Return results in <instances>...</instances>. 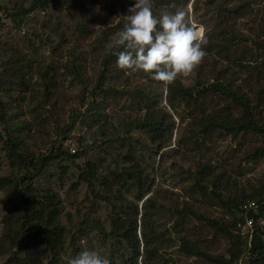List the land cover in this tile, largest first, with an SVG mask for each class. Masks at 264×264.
Here are the masks:
<instances>
[{"label":"rangeland","instance_id":"374dc122","mask_svg":"<svg viewBox=\"0 0 264 264\" xmlns=\"http://www.w3.org/2000/svg\"><path fill=\"white\" fill-rule=\"evenodd\" d=\"M21 1L0 0V77L6 75V71L10 69L8 62L11 59L16 60L20 53L24 56L23 62L19 61L14 65L23 66V80L7 83L12 87L13 94L5 99L9 122L7 127L12 125L13 133L23 136L26 148H30L37 157L50 155L55 146L68 148L73 153V149L78 151L77 138L85 137L88 142L99 140V133L94 135L97 126L102 128L106 125V132L111 134L112 123L119 125L125 115L133 118L139 115V100L134 96L139 97L140 92L148 93L151 89L162 92V105L169 109L176 121L172 142L165 151L168 155L162 162L159 156L151 158L148 153L142 154L151 172H156V187L159 185L162 188L159 204H164L169 210L154 222L157 227L158 224L161 225L159 232H164V240L167 241L158 247L159 258L149 261L148 264H206L200 256L186 255L180 250V238L184 235L212 255H226L230 241L223 232L208 226L207 221L194 217L187 218V223L176 228V218L172 217L171 212L174 207H181L184 202H188L202 218L223 224H232L236 217H241L247 204L238 201L240 209L233 208L229 198H237L242 191L247 193L263 178L264 159L249 162L246 155L252 146L263 143L264 137L239 135L234 138L215 132L208 139H200L201 145H198L196 138L188 144L186 138L198 129L194 119L188 117L191 108L186 104H179L175 111L168 106V87L160 85L146 73L118 69L116 60L112 63L106 82L108 93L105 94V100L101 101L105 115L103 118L94 119L96 123L92 129L89 128L85 122L92 120L89 115L92 112L88 111L92 102L91 92L98 83L103 62L111 54L106 45L123 28L127 15L131 14L128 10L134 0H77L74 4L72 0L61 1L53 4L48 12H33L23 22L16 23L18 21L10 17V14L14 13L13 8ZM160 1L155 5L152 0L154 15L159 16L166 10H185L205 30L208 43H217L218 28L226 25L231 30L230 33L237 35L232 48L244 47L249 50L246 61L261 68L260 83L264 85V51L258 50L255 44L258 40H264V0H183L180 6L174 3V6H168L170 8L160 4ZM246 4L249 8L237 14L223 11L224 8L238 10ZM8 8L11 9L10 13ZM81 14L85 15L83 19H88L87 23L96 33L85 41L79 39L74 31L76 23L70 19L72 15L81 20ZM218 56L206 53L189 76H180L176 81L188 87H196L200 82H212L219 72L223 73L225 80L237 78L243 83L244 79L249 78L241 66L228 59L229 64L225 57ZM49 68L51 74L47 75L44 71ZM48 81H51L53 88L51 93L46 89ZM110 88L120 91V95L124 93L125 97L121 98L118 92H113ZM21 95L24 97L23 101L20 100ZM206 105L209 110H216L227 104L224 101L219 103L217 98H207ZM72 123L73 130L70 129ZM93 148L89 156L85 155L77 162L53 161L37 181L40 188L55 191L63 203L61 221L66 228V238L60 264H69L71 259L85 250L94 251L109 261L113 251L111 242L105 240L104 233H98L92 227L95 223H100L107 228L111 209L94 196L96 188L83 181L80 172L88 158L94 160L104 154L112 159L116 152ZM22 152L26 154V149ZM205 163L213 169L210 177L207 176L208 181L211 176H223L220 186L211 188L212 192L223 194L222 201L213 193L203 197L201 188L196 186V176L199 173L206 176L201 171ZM104 164L107 165L106 162ZM21 167L19 162L10 160L5 142L1 140L0 176H20L24 173ZM188 170L193 174L188 173ZM150 195L152 193L148 194ZM10 208V200L0 192V238L3 234L2 218ZM233 229L237 234L245 233L243 223H238ZM121 247L114 253L117 260L122 251L124 252ZM35 251L45 263L51 260L48 246L39 245ZM0 258V264H8L5 256ZM239 264H251V258L246 257Z\"/></svg>","mask_w":264,"mask_h":264},{"label":"trees","instance_id":"16d2710c","mask_svg":"<svg viewBox=\"0 0 264 264\" xmlns=\"http://www.w3.org/2000/svg\"><path fill=\"white\" fill-rule=\"evenodd\" d=\"M61 1L67 0H22L15 5L14 13L10 14V17L16 19L18 21L16 23H21L31 13L48 12L53 4ZM182 1L161 0L160 4L168 7L175 3L176 6H180ZM71 2L74 4L78 1L72 0ZM157 2L158 0H154L155 5H158ZM247 8L249 5L246 4L238 10L224 8L223 11L237 14ZM8 11L10 13L11 9L8 8ZM83 17L85 15L81 14L82 19L79 20L71 15L70 19L76 23L74 31L79 35V39L85 41L96 33L87 23L88 19H83ZM230 31L226 25L218 28V42L211 43L210 41L204 47V51L211 56L217 54L220 58L225 57L226 61L228 59L233 61L234 64L243 68L249 78L244 79L243 83L237 78L225 80L223 73L219 72V75L213 77L212 82L211 80L200 82L196 87H188L178 81L168 86L166 96L168 106L177 111L179 104L188 105L191 108L188 117H192L198 126V129L186 138L185 141L188 144L196 138L198 145H201L200 139H208L215 132L234 138L239 135L264 137V85L260 83L262 71L257 65L246 61L245 57L249 52L247 48H232L237 35ZM258 41L255 42L258 50L264 51V40ZM116 51L113 49L106 57L99 71L98 83L91 92L92 102L88 111L92 112L89 114L92 120L85 122L91 129L96 123L93 120L103 118L105 115L102 112L105 109L101 108V101L105 100V94L108 93L106 82L112 63L117 59ZM21 55L22 53L16 56V60L11 59V62H8L10 69L6 71V75L0 77V125H3L2 128L0 127V141L5 142L10 160L19 162L22 165L20 169L24 171L22 174L24 176H0V192H3L11 202V208L2 218L3 234L0 238V257L5 256L8 264H60L66 238V228L61 221L63 203L55 191L40 188L37 181L53 161L77 162L85 155L89 156L90 151L95 147L104 151L116 152V156L112 159L104 154L94 160L88 158L80 172L83 181L92 188H96L95 191L93 190L94 196L111 209L107 228L100 223L91 224L98 233H104L106 241L111 242L113 251L109 264H148L149 261L159 258L158 247L167 240H164V232H159L161 225L158 224L157 227L154 222L160 215L167 214L168 209L164 204H159L162 188L159 185L156 187V172L153 173L148 168L142 153H148L151 158L159 156L162 162L168 155L165 151L172 142L176 121L169 109L162 105L163 93L151 89L148 93L140 92L139 97L134 96L139 100L137 102L139 115L135 118L125 115L123 121L118 123L119 125L112 123L113 133L111 134L106 132V125L102 128L97 126L94 135L99 133V140L88 142L85 137L77 138L78 151L75 153H71L68 148L55 146L50 155L37 157L30 148H26L27 144L23 136L13 133L12 125L7 127L9 122L5 99L13 96L12 87L7 83L23 80L24 73L21 72L24 69L23 66H14L19 61H24V56ZM230 61L227 63L230 64ZM44 72L47 75L51 74L50 68ZM254 75L256 77H253ZM159 84L162 83L159 82ZM51 86V81H48L46 85L48 93L53 92ZM110 89L118 92V96L120 95V91ZM21 97L20 100L23 101V95ZM120 97H125V94H121ZM207 98L214 100L217 98L219 103L224 101L227 105L216 110H209L206 105ZM72 126H74L73 123L71 130H73ZM25 149L26 154L22 152ZM246 156L249 162L264 159V142L252 146ZM208 163L202 165L201 168L206 176L200 173L196 176V186L201 188L203 197L213 193L218 200L222 201L223 194L214 193L211 188L220 186L219 182L223 180V176L217 174L211 176L208 181L207 176L210 177L209 174L213 171ZM179 169L182 170V167ZM188 173L193 174L190 170ZM258 182L247 193L242 191L237 198H229L233 208L240 209L238 201L247 205L254 203L253 208L242 210L243 215L236 217L232 224L202 218L188 202H184L181 207H174L171 215L176 218V228L180 224L187 223V218L194 217L207 221L208 226L223 232L230 241V248L226 255H212L202 250L201 245L194 243L189 236L184 235L180 238V250L186 255L200 256L206 264H239L246 257L251 258V264H264V173L263 178ZM149 193L152 195L148 196ZM248 218L254 219L255 224L252 228L245 224ZM238 223L244 224L245 233L235 232L233 227L236 228ZM42 244L51 250V260L46 263L35 251L36 247ZM120 246L124 252L122 251L117 260L114 253Z\"/></svg>","mask_w":264,"mask_h":264},{"label":"clouds","instance_id":"9594fccd","mask_svg":"<svg viewBox=\"0 0 264 264\" xmlns=\"http://www.w3.org/2000/svg\"><path fill=\"white\" fill-rule=\"evenodd\" d=\"M123 28L106 45L116 49V67L143 72L165 88L180 76H189L201 63L208 40L205 30L182 9L154 15L152 0H134ZM69 264H109L85 250Z\"/></svg>","mask_w":264,"mask_h":264},{"label":"built area","instance_id":"2783aa9c","mask_svg":"<svg viewBox=\"0 0 264 264\" xmlns=\"http://www.w3.org/2000/svg\"><path fill=\"white\" fill-rule=\"evenodd\" d=\"M72 151H73V153H75V149H73ZM253 207H254V203H252V202L247 205V209H249V208L251 209ZM248 219H247V222H246L247 226L252 228V225L254 224V219L253 218H248Z\"/></svg>","mask_w":264,"mask_h":264}]
</instances>
